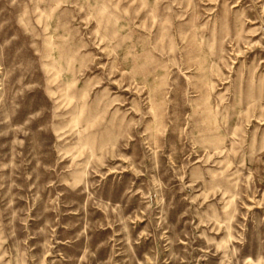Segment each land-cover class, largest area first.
<instances>
[{
  "label": "rangeland",
  "instance_id": "obj_1",
  "mask_svg": "<svg viewBox=\"0 0 264 264\" xmlns=\"http://www.w3.org/2000/svg\"><path fill=\"white\" fill-rule=\"evenodd\" d=\"M0 264H264V0H0Z\"/></svg>",
  "mask_w": 264,
  "mask_h": 264
}]
</instances>
